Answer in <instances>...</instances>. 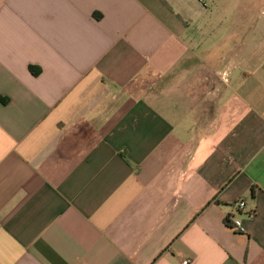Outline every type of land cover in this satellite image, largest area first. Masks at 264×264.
<instances>
[{
    "label": "crops",
    "instance_id": "crops-1",
    "mask_svg": "<svg viewBox=\"0 0 264 264\" xmlns=\"http://www.w3.org/2000/svg\"><path fill=\"white\" fill-rule=\"evenodd\" d=\"M245 9L0 0V264H264V16Z\"/></svg>",
    "mask_w": 264,
    "mask_h": 264
},
{
    "label": "built area",
    "instance_id": "built-area-1",
    "mask_svg": "<svg viewBox=\"0 0 264 264\" xmlns=\"http://www.w3.org/2000/svg\"><path fill=\"white\" fill-rule=\"evenodd\" d=\"M233 208L237 211H243L246 208V201L243 199H239L237 201L234 202L233 204ZM253 214H251L250 216H252ZM230 227L238 232V233H243L244 229L242 227L241 221L239 219H232V224L230 225ZM182 264H188V261H183Z\"/></svg>",
    "mask_w": 264,
    "mask_h": 264
},
{
    "label": "rangeland",
    "instance_id": "rangeland-1",
    "mask_svg": "<svg viewBox=\"0 0 264 264\" xmlns=\"http://www.w3.org/2000/svg\"><path fill=\"white\" fill-rule=\"evenodd\" d=\"M232 2H237L240 0H231ZM244 1V5L246 7L245 10H248V12L246 13V15H262L264 16V0H243ZM251 4L254 5V7L251 8ZM259 6V7H258ZM253 11H252V10Z\"/></svg>",
    "mask_w": 264,
    "mask_h": 264
}]
</instances>
